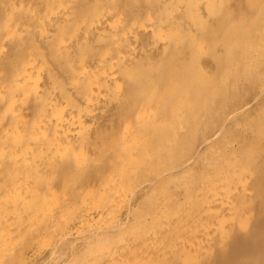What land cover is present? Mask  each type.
Returning <instances> with one entry per match:
<instances>
[{
    "label": "bare ground",
    "instance_id": "bare-ground-1",
    "mask_svg": "<svg viewBox=\"0 0 264 264\" xmlns=\"http://www.w3.org/2000/svg\"><path fill=\"white\" fill-rule=\"evenodd\" d=\"M85 1L80 2L82 7L84 3L88 4ZM93 1L83 7V15L76 16V13L70 12L76 0H0V55L7 50L6 38L10 36L25 34L21 36L23 39L27 33L32 36H28L29 39L34 37L38 43L37 47H32L33 42L25 45L24 39L22 44H18L14 67L8 71L11 74L6 76L0 72V100L4 99L0 120L5 110L19 113L21 103L27 97L40 102L28 134L18 115L14 116L17 117L14 121L0 125V163L4 152L9 150L17 164L26 158L33 169L46 167L49 161L56 167L58 153L64 152L60 164L74 168L72 150L82 156L89 151L86 143L82 142L85 139L83 133L91 130L95 116L105 118L111 114L110 105H107L111 101L109 97L117 100L120 88L129 81L135 83V76L140 88L147 91L138 104V113L149 116L152 111L157 112L151 91L156 92L163 85L164 78L161 81L158 79L163 70L159 60L155 59L156 54H150L144 60L140 58L146 61H140L143 64L139 67L132 60L127 63L122 60V67L116 60V52L134 60L138 56L143 57L145 53L142 49L146 43L160 49V52L166 51L163 46L177 42L170 33L177 30L181 36L187 34L189 38L200 39L195 48L173 61L169 75L185 77L195 61L203 67L202 70L207 69L212 45L199 35L196 23L205 22L208 5L216 0H151L148 4L142 0ZM132 2H138L136 6L139 7L145 5L141 15L132 13ZM18 9H23L24 17H20ZM243 25L253 29L254 33L250 35L253 44L249 49L232 51L226 67L216 74L219 77L213 82L216 88H223L241 66L247 68L248 65L263 74L261 85L264 90V9L260 16L252 13L245 15ZM153 32L157 36L149 38ZM107 34L110 35L107 36L109 40L104 41L103 37ZM89 44L100 47L97 56L88 55L85 48ZM215 46L220 51L228 49L219 43ZM62 49L66 50L62 52ZM9 62L6 60L4 63ZM60 64H64L65 68L61 70ZM246 71L250 74L249 69ZM133 72H136L134 76ZM110 83L115 86L110 88L113 91L107 89L112 87ZM65 85L68 90H64ZM210 95L204 102L205 108ZM182 100L170 106L167 115L153 121L147 131L135 137L131 136V129L126 127L128 125H124L129 162L124 167L115 163L111 165L94 190H88L82 183L84 175L74 180L76 193L71 196L55 189V184L48 181L49 175L48 180L43 176L45 179L41 181V187L36 189L38 186L34 188L26 175L18 173L16 163L3 170L0 220L14 216L15 202L27 201L33 195L36 198L28 213L22 238L17 243L0 241V264H158L159 255L164 252L172 256L179 247L193 251L197 246L207 245L204 240L212 233L217 220H206L204 215L218 212L226 221L232 219L238 194L249 191L254 180L253 165L250 166L247 159L252 160L261 148L251 144L247 146L245 156L241 157L238 144L225 138L216 148L213 144L218 135L216 133L203 139L200 143L203 148L200 147L199 152L187 153L188 148L182 138L194 126L193 116L205 120L210 113L190 109L184 106ZM214 109L210 112L216 113ZM262 116L261 119H264V114ZM223 126H220L221 129ZM154 127L157 130L155 133L152 130ZM112 130L113 125L102 130L106 144L117 138V132L112 135ZM14 137L19 141H7ZM158 151L169 154V160L165 158L162 165H159ZM195 163L206 167L198 178L193 174ZM176 190L180 193L177 194ZM149 202L152 204L150 208L146 205ZM247 214L244 212L241 217ZM13 252L14 259L9 262ZM215 258L218 261L224 259L225 252H217ZM170 259L169 264L182 263L173 257Z\"/></svg>",
    "mask_w": 264,
    "mask_h": 264
},
{
    "label": "rangeland",
    "instance_id": "rangeland-1",
    "mask_svg": "<svg viewBox=\"0 0 264 264\" xmlns=\"http://www.w3.org/2000/svg\"><path fill=\"white\" fill-rule=\"evenodd\" d=\"M83 1L85 0H76L75 2L76 7L74 5L73 9H71L70 12L73 14L76 13L75 14L76 16L83 15L85 11L84 9L87 7L85 5H89L91 2H94L93 0H91V2L87 0L88 4L84 3L85 8H83L84 7V6L82 7ZM150 1L151 0H142V2L144 3ZM80 2L82 3L80 4ZM137 3L138 2H132V6H134V10L132 11V13L141 15L143 13L145 5L139 7L136 6ZM262 9H264V0H216L210 3L208 5V10H207L208 15L205 22L198 21L196 23V28L199 31V35L204 39L208 40V42L211 43L212 45L210 49V61L208 62L209 65L206 70H205L206 67L202 70L203 67L197 65L195 61V65L194 66L192 65L193 67H191V70H193V72L190 70L185 77H180V76L175 77L169 75L170 74L168 72L169 68L171 67V64L176 58L185 56L188 50H192V47L195 48V44L197 43V40L200 38L195 40L194 38L193 39L189 38L187 34H182L183 36H181L177 30H175L177 32L174 33L175 31L170 32L171 30L168 29V31L171 34L173 33V36L176 37L177 42L163 46L162 49L167 48L166 51L161 50L160 52V49L157 50L155 46H152L150 43H146L145 45L146 48L145 46H143L142 49V53L144 52L145 54L143 55V57L138 56L137 59L134 58V60L136 61H134L133 58H131L130 56H128L129 58L128 59L126 57L127 55L122 56L121 54L116 52L114 55L119 64L121 63L122 65L121 62L122 60L125 61L126 63L132 60L131 62L137 63V67L141 66L146 61L145 59V61L143 62L142 61L144 60L143 58H146L147 56L150 57V54H154V55L156 54L155 59L159 60L158 62L160 63V69L163 70L162 75L158 79L161 81L164 78L163 85H161L156 92L151 91L154 95V100L156 101L157 104V108H158L157 112L152 111L149 116H140V114L138 113L139 112L138 104L140 100H142V98L144 97L147 91L143 87L140 88V84L138 83V80L136 79L135 76V83L134 81L133 82L129 81V83H127L122 88L124 89L123 91L120 88L121 91L119 92L120 95L118 94V96L116 97L117 100L113 99L112 97H109L111 98L109 99L111 101H109L110 104L107 105L108 106L110 105V108L109 107L108 108L111 109L110 110L112 111L111 114L109 116L106 115L105 118L97 116L98 119L95 116V119L93 121L95 123H93V126H91V130L84 132V133H88L86 135H84L83 133V137H85V139L82 142L86 143L85 146L89 151H87L86 154L82 156L75 150H72L73 153L72 152L71 153L74 157V165H75L74 168L70 169L60 164L65 154L64 152L58 153L57 155L58 157L56 159L58 163L56 162L57 164L56 167L52 165L53 164L52 161H49L46 164V167L33 169L32 167H30L29 161L26 158H23L19 162V164H17L15 161H13L12 154L10 153V151L7 150L4 152V155H2L3 158L0 163V180L3 174L2 172H4L3 170H6V168L10 169L12 164L14 165V163H16V166L18 167L17 168L18 173L21 176L26 175L27 178L29 179V182L34 188L38 186L36 189H39L41 187L40 186L41 181L46 176L47 180L50 178L48 181H51L53 184H55L54 185L55 189H58L59 191H65L68 195L72 196L76 193L74 187V180L79 175L80 176L84 175V179L82 180V183L85 185V187L88 188V190H94L95 187H97L99 181L102 179V175H104V172H106L111 165L115 163L119 167H124L127 165V162H129L128 159L129 148L127 147V144L125 142L126 134L123 131V128L125 127L124 125L125 124L128 125L126 127L131 129V136L135 137L136 135L144 131H147L149 129V126H152L151 123L153 121H155L156 119L160 120L162 117L167 115L166 113L169 112L168 111L169 107L175 105L177 102L183 99L182 103L184 104V106L193 109L195 111L199 110L200 112L204 111L206 113L209 111L210 113V115H207L208 119L205 120H203L201 117H198L197 119V116L196 118L195 116H193L192 121L195 127L192 125L191 127L193 129H191V127L189 128V131L191 130L190 131L191 133L187 131L185 133L186 135L184 134L183 136L184 139L182 138V140H184L183 143L188 148L187 153L193 151L195 152L196 150L199 152V150L203 148L202 145H200L203 139L210 134H216V133L218 135L216 136V140L213 143L215 144L216 148L220 144H222L221 139L225 138L228 141L235 142L236 145L238 144L237 145L238 151L241 157L245 156L244 155L246 152L245 150L247 149V146L251 144L252 145L254 144L255 146L257 145V148L259 146L261 149L260 151L258 150L259 152L257 151V153L255 154L256 156L254 155L255 157L252 158V160L249 161L247 159V163L250 164V166L253 165L251 169L254 174L252 175L254 180L252 182L251 189L249 191L240 192L238 194L234 216L232 217L231 220H229L232 223V225L229 221H226L221 214L219 215L218 212L206 213L204 215V218L206 220L208 219L209 220L212 219L213 221L217 220L215 221V227L213 228L212 233L208 234L205 238L206 240H204V242L207 245L204 244V246L201 245L193 248L195 251L194 250L192 251V249L186 250L183 247H179L172 256H170L167 252L166 253L164 252L159 255L158 264H169L171 260L170 258L172 257L178 259L180 263L182 262L181 264L183 263L191 264L192 261L193 264L194 263L196 264V262H198L197 264H199V262L200 264H204V263L214 264L215 262H216L215 264H264V131H263L264 119H261L263 118L262 115L264 114L263 113L264 90L261 85V82L263 80V74L260 71L254 70L253 66H251L252 68L248 65L247 68L241 66L240 69L237 71L238 73L236 72V75L234 77L229 78L227 82H225L223 88H216V86L213 84V82H215L214 80L219 78L218 75L216 74L219 73L223 67L224 68L226 67V64L228 62V59L232 51L249 49L250 45L253 44L252 42L253 40H251L250 35H252L254 31L252 28L247 29L245 28L246 25H243L244 16L251 13L255 14L256 16H260ZM22 11L23 9L21 11L20 9H18L21 18L24 17V12L22 13ZM21 36L20 37L10 36L6 38L7 50H5V52L0 55V72H2V74H6V76H9L11 74V72L8 71L9 70L12 71V68L14 67L13 62L16 61V56H17L15 54L18 53V47L20 44L23 43L24 39H25L24 40L25 45L26 44L30 45V43L33 42L31 43L32 47L38 46L37 45L38 43L36 42V39L34 37L30 39L28 38V36L32 37L31 35H28L26 33L27 37H23V39ZM107 36L110 35L108 34L104 35L105 37V38L103 37L104 41L109 40V37ZM155 36H157L156 32L149 34V38L154 39ZM218 43L222 45H226L228 48L227 51L218 50L215 46ZM9 46L11 47V49ZM12 46H14L15 48ZM91 47L93 48L91 49ZM98 47L99 46L96 47L95 45L93 46L89 44L85 48V50L87 51L88 55H90L91 57H95L94 55L97 56L100 51L99 50L100 47L99 48ZM12 48L14 49L12 50ZM65 50L66 49H62V52H64ZM10 51L11 53H9ZM8 54H12V55L9 56ZM191 54L192 53H190V57H193V54L192 55ZM6 60L7 62L10 61L11 63L10 62L7 64L4 63L6 62ZM140 61H142L143 63L141 64ZM60 66H61L60 67L61 70L65 68L64 64L62 65L60 64ZM137 69L138 68H136V70ZM248 69L250 74L247 73L246 71ZM244 70L246 71V73ZM136 72H133V76L136 74ZM213 75L215 77H212ZM109 85H112V87L108 86L109 88L107 87V89L110 88L113 89L115 87L111 83ZM66 86L67 85L64 86V90H68ZM135 87L137 88L135 89ZM181 94H185V95H181ZM209 95H210V99L207 107L209 109L208 110L207 108L204 107V102L209 98ZM3 103H4V99L0 100V107L3 105ZM39 106H40L39 101L27 97L22 101L19 113L18 112L13 113L10 110L4 111L0 120V125L4 123H10L12 122V120L14 121L17 118L14 116L18 115L19 118L23 120V124H24L23 126H25L24 127L25 132L26 134H28L27 130H30V128L34 124V113ZM200 107L204 109L202 110ZM241 108L242 109L244 108L243 111H241L242 110ZM210 109L211 110L214 109L216 113H211ZM217 112L219 114H217ZM236 112L239 113L236 114ZM223 122L226 124H224ZM131 124L132 125L134 124V126H132ZM222 124L226 126V127L223 126V129H221L220 127L222 126ZM108 125H113L112 135H114L117 132L116 133L117 138H114L110 143L106 144L105 143L106 138H104L102 134V130ZM152 130L154 133L157 132V130L155 131V127L152 128ZM13 139L9 138L7 141L9 143H16L19 141V138L17 137L14 140ZM200 147L201 149H199ZM159 154H160L159 165H162L165 163L166 160L167 161L169 160L168 158L169 154L165 155V152L162 153L159 152ZM123 158L126 160H124ZM205 169L206 167L204 164L195 163L193 165V174L194 175L196 174L195 178L200 177ZM176 193L177 194L180 193V190H176ZM58 197L59 196H57L56 198ZM35 198L36 197L33 195L30 196V198L27 201L19 200L15 202L13 205L14 216L0 220V241L7 240L11 243H17L22 238L23 234L26 231V222H27L26 220H28V213L34 204ZM146 205L149 208L150 206H152L151 202H149ZM244 212L245 213L248 212V214L245 217H241ZM226 223L228 225H225ZM220 229H222L223 231ZM200 247H202V251ZM189 251L190 253H188ZM216 251L218 252V254L220 252H225V258L219 261L216 260L215 258L217 254ZM213 252H215V256H213L214 254ZM208 253L211 254L210 255L211 257L209 256ZM190 254H192V256ZM199 254L201 255L196 256ZM14 255H15L14 252L10 254V257L8 259L9 262H12V258L14 259ZM204 256L205 257L208 256L206 257L207 260L203 258ZM208 261L210 262L208 263Z\"/></svg>",
    "mask_w": 264,
    "mask_h": 264
}]
</instances>
